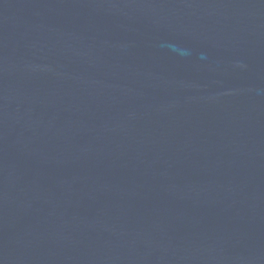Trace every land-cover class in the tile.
<instances>
[{
    "label": "water",
    "instance_id": "water-1",
    "mask_svg": "<svg viewBox=\"0 0 264 264\" xmlns=\"http://www.w3.org/2000/svg\"><path fill=\"white\" fill-rule=\"evenodd\" d=\"M0 264H264V0H0Z\"/></svg>",
    "mask_w": 264,
    "mask_h": 264
}]
</instances>
